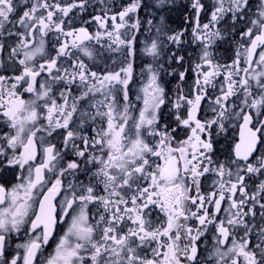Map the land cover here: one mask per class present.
<instances>
[{"label": "snow or ice", "instance_id": "snow-or-ice-1", "mask_svg": "<svg viewBox=\"0 0 264 264\" xmlns=\"http://www.w3.org/2000/svg\"><path fill=\"white\" fill-rule=\"evenodd\" d=\"M100 3L103 15L76 28L70 13L89 0H0V170L20 172L0 184V264H264V0H212L206 23L191 0L190 27L171 34L162 14L141 20L144 0L112 14ZM145 25L155 37L138 49ZM185 33L199 62L181 70L172 52L169 72L161 37L179 50ZM229 39L236 53L222 64L215 47ZM100 49L115 67L81 58ZM138 51L153 61L139 71ZM162 74L179 81L171 93ZM233 124L238 141L214 160L213 127Z\"/></svg>", "mask_w": 264, "mask_h": 264}, {"label": "flooded vegetation", "instance_id": "flooded-vegetation-1", "mask_svg": "<svg viewBox=\"0 0 264 264\" xmlns=\"http://www.w3.org/2000/svg\"><path fill=\"white\" fill-rule=\"evenodd\" d=\"M61 3L70 2V0H60ZM106 4L110 8L109 14L115 13L119 10H121L122 6H126L130 0H105ZM190 2L191 0H176L174 7L165 8L163 10L157 9L154 4L155 0H144V4L147 5V8L141 9L140 12V18L141 20H147V19H153V13L155 14L156 19L159 18V16L162 14L166 18V23L170 28V33L174 31H178L181 29H184L186 27H190L187 23H185V16L190 17L192 14V10L190 8ZM90 7H88V10L85 12H77L74 10L73 13H70V19H71V25L73 27H80L83 26V22L85 20H90L92 16L94 15H103V11L105 10V4H101L100 0H89ZM202 3L205 5V12L201 13V22L206 23L208 22V15L207 13L211 10V3L212 0H202ZM156 19L153 20L154 23H156ZM89 28V31H95L96 25L95 22L87 25ZM218 27L226 28L228 25L221 24ZM146 25L141 28V32H144L145 35L140 36L138 35V43L137 48L142 49L143 48V41L148 40L151 41L152 38L155 37V31L153 29L152 32H145ZM184 43L180 45L179 50L177 47L172 44L170 41H167L163 37H161V40L163 41V44L165 46L164 49V55L160 58V63H163L165 69H167L169 72L172 71L173 68H176L177 65L175 61H171V64H169L167 61L169 59V55L172 52H177L178 55H183L185 58V63L183 64V68H189L199 62V53H200V46L197 43H193L192 37L189 33H185L184 37L182 38ZM236 47L237 45L235 42H233L231 39H229L227 42L225 41H217V45L215 47V59L219 61L222 64H230L231 60L234 58L236 53ZM99 48V46H97ZM100 55L96 58V61L93 63L92 61H89L85 57H81L85 59V62L89 64V66L93 70H100L102 69L106 64L111 65V60L117 59V54L110 53L105 49H100ZM149 63H153L152 58L148 56L146 53H143L142 51H138L137 53V71H139L142 67L146 66ZM112 67H115V65H111ZM162 80L165 82L166 90L171 93L175 86L179 83L177 78L175 76L170 75H164L161 76ZM188 83L192 82V72L189 71L188 77H187ZM202 115H207L208 118H211L212 113L208 109V104L204 103L202 104ZM170 120L171 117H168ZM3 128L0 126V131H2ZM179 131V130H178ZM215 127H213V146H214V154L213 159H219L221 162H223L231 153L232 151V145L234 142L238 141L239 138V128L235 124L228 127L227 133H221L219 136H217ZM185 138V132L181 131L180 135L178 136V139ZM68 159H74V157L69 156ZM20 176V172L17 169L8 168L5 170H0V184H3L6 188H10L11 186L15 185L19 182L18 177ZM81 179H83V176H81ZM213 177L211 175H207L204 178H202L201 181V188L202 191L208 192L213 190ZM258 219V218H257ZM28 239V236L24 235L23 233L20 235L13 234L12 238L8 240L5 256L7 258H11L13 255L16 254L17 251H21L22 249H17V244L25 243ZM55 245L50 242L49 246H46L44 251L45 254H48L53 251Z\"/></svg>", "mask_w": 264, "mask_h": 264}]
</instances>
